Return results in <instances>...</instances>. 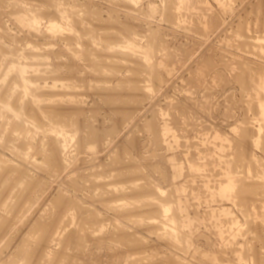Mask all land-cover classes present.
Listing matches in <instances>:
<instances>
[{"label":"rangeland","instance_id":"obj_1","mask_svg":"<svg viewBox=\"0 0 264 264\" xmlns=\"http://www.w3.org/2000/svg\"><path fill=\"white\" fill-rule=\"evenodd\" d=\"M1 1L0 156L2 157L0 158L6 160V165H11L4 167L3 163V176L0 177V197H3L0 198V225L3 224L0 228V264H264L262 260L264 259V205H262L264 204V116H262L261 103L258 102L264 99V89L259 87L261 81L264 80V0H180V2L179 0H61V3L60 0ZM11 1L15 4L14 6ZM26 1L29 3L25 6ZM19 2L21 3L18 6ZM51 3L56 4L57 7L52 6ZM22 4L25 8L32 6L36 10L38 8L37 13L39 15L41 13L42 18L40 20L44 21H40V25L36 23V26L33 21L29 22L31 15L24 13ZM16 7L21 8L18 9L19 13ZM60 8L66 9L64 14L67 15L68 24L66 19L63 22L66 25L75 26H67V28L64 24L66 28L48 29L46 25L52 19L55 22L58 17H61L62 20L61 15L63 14ZM52 11L60 15H55ZM15 12L20 15H15ZM47 12H50L49 15ZM23 13L28 15H25L27 16L26 19L24 18L25 21L20 17L24 16ZM92 17L94 20H91ZM60 19L57 22L61 23ZM28 22L34 24L33 28ZM42 32H46L45 35ZM234 32H237V37ZM24 45L32 50L26 49ZM9 53L10 56H8ZM24 56L26 58H23ZM19 63L28 66L26 76L38 78H36L38 84L34 80V87L27 90L29 93L22 90L24 86L19 77L24 74L19 73L20 76H18L16 70L11 71L10 69L13 64L18 65ZM3 70L5 72H2ZM235 73L238 75L235 76ZM45 78H48L47 81L57 82L58 80V85L52 81L49 83L55 86L48 87ZM35 95L38 96V100L40 99L41 105L37 103ZM4 102L6 105L8 102L13 103L10 109L17 108L20 111L16 109V113L18 112L16 114L11 112L9 107H6V110L3 109L5 106L1 108ZM25 105H27L26 108ZM52 109L61 110L60 113L64 112L62 117L69 116L65 118L68 121H62L61 114L56 117L58 119L50 118L48 114L53 111ZM43 118H48L45 119L48 124L41 121L44 120ZM31 120L35 124L31 123V125L29 123ZM22 121L27 129L21 126ZM15 122L18 124L17 128L22 127L21 131L16 129L23 133V137L18 131L14 133ZM160 126H163L161 133L158 132L159 129L162 130ZM54 128L55 130H51ZM28 133H31L30 137L27 136ZM60 144L64 146V150ZM134 165L136 167H133ZM230 169L232 173L235 172L234 175ZM161 173L166 174L162 176ZM232 177H234L233 182L238 179L235 182L241 185L234 190L231 195L233 197L223 196L225 186L231 183ZM223 179H226L227 183L230 182L227 184ZM33 182L38 185L35 186ZM242 183H245V186L244 184L242 186ZM173 184L180 186V199L188 207L183 208L186 219L181 218V220L190 222L189 228L183 227L187 233L176 231L174 235L170 232L176 225L175 221L172 219L173 222L170 221L173 212L168 211L171 212L170 215L160 212L163 204L173 205L174 203L172 197H175L176 192H173L175 186ZM223 188L224 191H222ZM6 190L11 191L15 196L11 195L13 199L10 196L7 197L11 202L10 200L3 201V199L6 200L5 196L8 193ZM29 200L33 202H28ZM8 201L11 204L7 205ZM9 205L13 207L11 211L12 207ZM4 206L9 207L10 212L6 211ZM239 207L242 210L244 207L247 212L248 207L251 211L245 214L244 211H240ZM220 213L222 214L219 215ZM249 214L252 222L248 219ZM252 217H255L254 220ZM246 219L251 223L248 224ZM220 228L222 231H219ZM177 230L182 229L177 226ZM184 233L189 234L187 236L191 238L190 244V239ZM241 243L242 248H240ZM210 259L212 261H209Z\"/></svg>","mask_w":264,"mask_h":264},{"label":"bare ground","instance_id":"obj_2","mask_svg":"<svg viewBox=\"0 0 264 264\" xmlns=\"http://www.w3.org/2000/svg\"><path fill=\"white\" fill-rule=\"evenodd\" d=\"M6 1H7V0H6ZM6 1H4V2H6ZM8 1H9V0H8ZM14 1H15V0H14ZM17 1H18V0H16V2H17ZM24 1H25V0H24ZM58 1H59V0H58ZM114 1H116V0H114ZM114 1H113V2H114ZM242 1H243V0H242ZM4 2H3V3H4ZM9 2H10V1H9ZM11 2L13 3V1H11ZM16 2H15V3H16ZM26 2H27V1H26ZM26 2H23V3H26ZM59 2L61 3V0H60ZM62 2H63V1H62ZM137 2H138V1H137ZM179 2H180V0H179ZM193 2H194V1H193ZM199 2H200V1H199ZM0 3L2 4V1H1V0H0ZM12 3H10V4H12ZM20 3H21V2L18 3V6L20 5ZM28 3H29V1L25 4V6H26ZM31 3H32V2H31ZM31 3H30V5H31ZM55 3H56V2H55ZM124 3H125V2H124ZM186 3H187V2H186ZM186 3H185V4H186ZM255 3H256V2H255ZM1 4H0V5H1ZM16 4H17V3H16ZM33 4H34V3H33ZM38 4H39V3H38ZM43 4H44V3H43ZM51 4H52V3H51ZM181 4H182V1H181ZM228 4H230V3H228ZM251 4H252V2H251ZM6 5H7V4H6ZM14 5H15V4L13 3V6H14ZM22 5H23V4H22ZM54 5H55V7H57L56 4H54ZM54 5L52 4V6H54ZM58 5H59V4H58ZM187 5H188V4H187ZM194 5H196V3H195ZM243 5H244V4H243ZM16 6H17V5H16ZM23 6H24V5H23ZM25 6L22 7V10L24 11V13H28V15H31L30 17H31L32 19H31V18H30L31 20L28 19L29 22L33 21V23L35 24V26H36V23H38L37 25H40L39 22L42 21V20H40V19H42V18H41V13H40V15L37 13V12H38V8H37V10H36V8L33 7V6H32V7H26V8H25ZM35 6H36V4H35ZM41 6H42V4H41ZM63 6H64V5H63ZM73 6H74V5H73ZM128 6H129V5H128ZM132 6H133V5H132ZM172 6H173V5H172ZM181 6H183V5H181ZM184 6H185V5H184ZM189 6H190V5H189ZM8 7H9V6H8ZM8 7H7V8H8ZM60 7H61V6H60ZM69 7H70V6H69ZM165 7H166V6H165ZM168 7H169V6H168ZM245 7H246V6H245ZM19 8H20V7H19ZM19 8H18V9H19ZM182 8H183V7H182ZM220 8H221V7H220ZM8 9H9V8H8ZM16 9H17V7H16ZM18 9H17V10H18ZM20 9H21V8H20ZM52 9H54V8H52ZM55 9L57 10L58 8H55ZM62 9H63V8H62ZM62 9L60 8V12L63 14V15H61V16H62V20L60 19L61 17H60V18L58 17V16L60 15L59 13H56V14H55V11H56V10H55V11H52V12H54L55 15H58L57 17H58V19L61 20V23H60V21L57 22V20H58L57 18H56L57 20H55V22H54L53 19H52V21H50L49 24L46 25V26H48V29L55 30L56 28H57V29H58V28L61 29V28H66L67 26H69V25H66V24L63 22V20L66 19L67 15L64 14V12H65L66 9H65V10H62ZM175 9H176V8H175ZM261 9H262V8H261ZM10 10H11V9H10ZM13 10H14V9H13ZM50 10H51V9H50ZM61 10H62V11H61ZM76 10H77V9H76ZM250 10H251V9H250ZM4 11L7 12L6 10H4ZM25 11H26V12H25ZM29 11H31V13H30ZM44 11H45V10H44ZM58 11H59V10H58ZM252 11H253V10H252ZM13 12H14V11H13ZM41 12H42V11H41ZM248 12H249V11H248ZM0 13H2V11H0ZM10 13H12V12H10ZM18 13H19V10H18ZM18 13L15 12V15H16V14H17V16L20 15V14H18ZM24 13H23V14H24ZM47 13H48V12H47ZM49 13H50V12H49ZM49 13H48V15H49ZM66 13H67V12H66ZM69 13H70V12H69ZM176 13H177V12H176ZM43 14H44V13H43ZM45 14H46V13H45ZM54 14L52 13L53 16H54ZM72 14H73V13H72ZM254 14H255V13H254ZM4 15H6V13H5ZM4 15H3V16H4ZM15 15H14V17H15V19H16V16H15ZM25 15H27V14H24V16H20V17H22L23 20H24V18L26 19L27 16H28V15H27V16H25ZM118 15H119V14H118ZM118 15H117V16H118ZM215 15H216V14H215ZM3 16H2V17H3ZM91 16H92V15H91ZM91 16H90V17H91ZM96 16H97V15H96ZM99 16H100V15H99ZM169 16H170V15H169ZM78 17H79V16H78ZM80 17H81V16H80ZM209 17H210V16H209ZM252 17H253V16H252ZM43 18H44V17H43ZM73 18H74V17H73ZM103 18H104V17H103ZM2 19H3V18H2ZM18 19H19V18H18ZM48 19H49V18H48ZM54 19H55V17H54ZM69 19H70V18H69ZM78 19H79V18H78ZM87 19H88V17H87ZM92 19H93V17L91 18V20H92ZM166 19H167V17H166ZM23 20L21 19V22H22ZM93 20H94V19H93ZM106 20H107V19H106ZM222 20H223V19H222ZM12 21H13V20H12ZM12 21H11V22H12ZM24 21H25V20H24ZM43 21H44V20H43ZM43 21H42V22H43ZM47 21H48V20H47ZM65 21H66V23L68 24L67 19H66ZM74 21H75V20H74ZM74 21H72V22H74ZM165 21H166V20H165ZM29 22H28V24H29ZM70 22H71V21H70ZM70 22H69V23H70ZM75 22H76V21H75ZM75 22H74V24H75ZM244 22H245V21H244ZM247 22H248V21H247ZM26 23H27V22H26ZM47 23H48V22H47ZM47 23H45V24H47ZM85 23H86V22H85ZM216 23H217V22H216ZM253 23H254V22H253ZM21 24H22V23H21ZM23 24H24V23H23ZM28 24H27V25H28ZM30 24H31V25H30ZM30 24H29V25L33 28L34 24H32V23H30ZM64 24L66 25V27H64ZM71 24H72V23H71ZM77 24H78V23H77ZM91 24H92V23H91ZM129 24H130V23H129ZM231 24H232V23H231ZM239 24H240V22H239ZM244 24H245V23H244ZM244 24H243L242 26H244ZM262 24H263V22H262ZM14 25H15V24H14ZM25 25H26V24H25ZM25 25H23V26L25 27ZM81 25H82V24H81ZM87 25H88V24H87ZM219 25H220V24H219ZM229 25H230V24H229ZM30 26H28V27H30ZM73 26H75V25H73ZM73 26H69V27H73ZM20 27H21V26H20ZM38 27H39V26H38ZM81 27H82V26H81ZM83 27H84V25H83ZM132 27H133V26H132ZM263 27H264V26H263ZM67 28H68V27H67ZM78 28H79V27H78ZM90 28H91V27H90ZM90 28H89V29H90ZM240 28H241V27H240ZM242 29H243V28H242ZM251 29H252V28H251ZM8 30H9V28H8ZM35 30H36V29H35ZM37 30H39V29L37 28ZM158 30H160V29H158ZM235 30H236V29H235ZM9 31H10V30H9ZM12 31H13V30H12ZM69 31H70V29H69ZM78 31H79V30H78ZM83 31H84V30H83ZM91 31H92V30H91ZM229 31H230V30H229ZM56 32H57V31H56ZM70 32H72V31H70ZM103 32H104V31H103ZM242 32H243V31H242ZM9 33H10V32H9ZM38 33H39V32H38ZM42 33H43V32H42ZM45 33H46V32H45ZM45 33H43V35H45ZM65 33H66V32H65ZM74 33H75V32H74ZM79 33H81V32H79ZM234 33H235V35H236V37H237V34H236L237 32H234ZM246 33H247V32H246ZM246 33H245V34H246ZM5 34H6V33H5ZM19 34H21V33H19ZM47 34H48V33H47ZM76 34H77V33H75V35H76ZM89 34H90V33H89ZM116 34H117V33H116ZM15 35H17V34H15ZM41 35H42V34H41ZM43 35H42V36H43ZM54 35H55V34H54ZM59 35H60V34H59ZM252 35H253V34H252ZM51 36H52V35H51ZM76 36L78 37V35H76ZM88 36H89V35H88ZM90 36H91V35H90ZM108 36H109V35H108ZM124 36H125V35H124ZM136 36H137V35H136ZM200 36H201V35H200ZM229 36H230V35H229ZM233 36H234V35H233ZM239 36H240V34L238 35V37H239ZM241 36H242V35H241ZM256 36H257V35H256ZM4 37H5V36H4ZM4 37H3V38H4ZM6 37H7V36H6ZM16 37H17V36H16ZM62 37H63V36H62ZM154 37H155V35H154ZM157 37H158V36H157ZM234 37H235V36H234ZM234 37H233V38H234ZM245 37H246V36H245ZM260 37H261V36H260ZM260 37H259V38H260ZM66 38H67V37H66ZM74 38H75V37H74ZM82 38H83V37H82ZM99 38H100V37H99ZM122 38H123V37H122ZM86 39H87V36H86ZM95 39H97V38H95ZM201 39H202V38H201ZM206 39H207V38H206ZM234 39H235V41H236V38H234ZM21 40H22V39H21ZM24 40H25V39H24ZM61 40H62V39H61ZM73 40H74V39H73ZM112 40H113V39H112ZM115 40H116V39H115ZM122 40H123V39H122ZM148 40H149V39H148ZM154 40H155V39H154ZM159 40H160V39H159ZM237 40H238V38H237ZM244 40H245V39H244ZM244 40H243V41H244ZM248 40H249V39H248ZM261 40H262V39H261ZM10 41H11V40H10ZM14 41H15V40H14ZM51 41H52V40H51ZM79 41H80V38H79ZM79 41H78V43H79ZM92 41H93V40H92ZM106 41H107V40H106ZM155 41H156V40H155ZM52 42H54V41H52ZM70 42H71V41H70ZM73 42H74V41H73ZM75 42H76V40H75ZM80 42H81V41H80ZM84 42H85V41H84ZM251 42H252V41H251ZM13 43H14V42H13ZM97 43H98V42H97ZM99 43H100V42H99ZM135 43H136V42H135ZM151 43H152V42H151ZM154 43H155V42H154ZM154 43H153V44H154ZM161 43H162V42H161ZM252 43H253V42H252ZM6 44H7V43H6ZM8 44H9V43H8ZM19 44H21V43L19 42ZM32 44H33V43H32ZM50 44H51V43H50ZM79 44H80V43H79ZM81 44H82V43H81ZM84 44H85V43H84ZM93 44H94V42H93ZM100 44H101V43H100ZM240 44H241V43H240ZM249 44H250V43H249ZM1 45H2V44H1ZM9 45H11V44H9ZM14 45H15V44H14ZM26 45L28 46V44H26ZM26 45H24V46L27 47ZM43 45H45V44H43ZM46 45H47V44H46ZM87 45H88V44H87ZM89 45L92 46V44H89ZM147 45H148V44H147ZM154 45H155V44H154ZM258 45H259V44H258ZM3 46H4V45H3ZM7 46H8V45H7ZM35 46H36V45H35ZM37 46H38V45H37ZM67 46H68V45H67ZM80 46H81V45H80ZM94 46H95V45H94ZM155 46H156V45H155ZM241 46H242V45H241ZM244 46H245V44H244ZM19 47L21 48L20 45H19ZM22 47H23V46H22ZM53 47H54V46H53ZM89 47H90V46H89ZM123 47H124V46H123ZM253 47H254V46H253ZM257 47H260V46H257ZM28 48H29V47H27L26 49H28ZM67 48H68V47H67ZM95 48H96V47H95ZM100 48H101V47H100ZM112 48H113V47H112ZM112 48H111V49H112ZM128 48H129V47H128ZM152 48H153V47H152ZM29 49L32 50V48H29ZM29 49H28V50H29ZM33 49H34V46H33ZM37 49H38V48H37ZM70 49H71V48H70ZM87 49H88V48H87ZM96 49H97V48H96ZM131 49H132V48H131ZM154 49H157V48H154ZM247 49H248V48H247ZM9 50H10V49H9ZM85 50H86V49H85ZM88 50H89V49H88ZM88 50H87V51H88ZM120 50H121V49H120ZM132 50H133V49H132ZM248 50H249V49H248ZM252 50H253V49H252ZM6 51H7V50H6ZM6 51H5V52H6ZM20 51H21V50H20ZM134 51H135V50H134ZM154 51H155V50H154ZM154 51H153V52H154ZM156 51H157V50H156ZM5 52H4V53H5ZM24 52H25V51H24ZM28 52H29V51H28ZM31 52H32V51H31ZM34 52H36V51L34 50ZM39 52H40V50H39ZM123 52H124V50H123ZM129 52H130V51H129ZM241 52H242V51H241ZM256 52H257V51H256ZM1 53H2V52H1ZM14 53H15V52H14ZM16 53H17V52H16ZM19 53H20V52H19ZM26 53H27V51H26ZM41 53H42V52H41ZM48 53H49V52H48ZM57 53H58V52H57ZM57 53H56V54H57ZM71 53H72V52H71ZM85 53H87V52H85ZM96 53H97V52H96ZM146 53H148V52H146ZM157 53H158V52H157ZM160 53H161V52H160ZM204 53H205V52H204ZM245 53H246V51H245ZM27 54H28V53H27ZM59 54H60V53H59ZM126 54H127V53H126ZM134 54H135V53H134ZM259 54H260V53H258V55H259ZM47 55H48V54H47ZM49 55H50V53H49ZM74 55H75V54H74ZM120 55H121V54H120ZM5 56H7V55H5ZM8 56H10V53H9ZM11 56H12V55H11ZM14 56H15V55H14ZM106 56H107V55H106ZM17 57L19 58V56H17ZM46 57H48V56H46ZM155 57H156V56H155ZM15 58H16V57H15ZM15 58H14V59H15ZM23 58H26V57L24 56ZM62 58H63V57H62ZM88 58H89V57H88ZM94 58H95V57H94ZM204 58H205V57H204ZM261 58H262V57H261ZM7 59H8V58H7ZM7 59H6V60H7ZM32 59H33V58H32ZM39 59H40V58H39ZM65 59H66V57H65ZM104 59H105V58H104ZM223 59H224V58H223ZM225 59H226V58H225ZM17 60H18V59H17ZM21 60H22V59H21ZM42 60H43V59H42ZM99 60H100V59H99ZM1 61H2V60H1ZM4 61H5V60H4ZM7 61H8V60H7ZM7 61H6V62H7ZM14 61H15V60H14ZM47 61H48V60H47ZM66 61H67V60H66ZM104 61H105V60H104ZM108 61H109V60H108ZM152 61H153V60H152ZM12 62H13V61H12ZM12 62H11V64H12ZM21 62H22V61H21ZM33 62H34V61H33ZM40 62H41V61H40ZM42 62H43V61H42ZM44 62H46V61H44ZM93 62H94V61H93ZM98 62H99V61H98ZM101 62H102V60H101ZM105 62H106V61H105ZM142 62H143V61H142ZM144 62H145V61H144ZM38 63H39V61L37 62V64H38ZM106 63H107V62H106ZM135 63H136V62H135ZM150 63H151V62H150ZM7 64H8V63H7ZM32 64H33V63H32ZM32 64H31V65H32ZM35 64H36V63H35ZM35 64H34V65H35ZM45 64H46V63H45ZM95 64H96V63H95ZM104 64H105V63H104ZM111 64H112V63H111ZM120 64H121V63H120ZM133 64H134V63H133ZM153 64H154V62H153ZM213 64H214V63H213ZM28 65H29V64H28ZM42 65H43V64H42ZM97 65H98V63H97ZM128 65H129V64H128ZM148 65H149V64H148ZM151 65H152V64H151ZM156 65H158V64H156ZM235 65H236V64H235ZM0 66H1V65H0ZM8 66H9V65H8ZM94 66H95V65H94ZM106 66H107V65H106ZM109 66H110V65H109ZM132 66H133V65H132ZM132 66H131V67H132ZM138 66H140V65H138ZM219 66H220V65H219ZM3 67H4V66H3ZM6 67H7V66H6ZM6 67H5V68H6ZM27 67H28V66H27L26 64H24V63H19L18 65H14V64H13L12 68H10L11 71H12L13 69L16 70L17 74H19V73H20L21 75L24 74V76H21V77H23L24 79H22L21 77H19V78L21 79L22 84H23V86H24V87H23L24 89H22V90H23V91L25 90L26 92H27V90H29V88L34 87V85H33V84H34V80H35V83H37V82H36V81H37V80H36L37 77H36V78H35V77L32 78L31 76L29 77V75H28V76L25 75V74L27 73V72H26ZM42 67H43V66H42ZM44 67H45V66H44ZM78 67H79V66H78ZM110 67H111V66H110ZM142 67H143V66H142ZM155 67H156V66H155ZM233 67H234V66H233ZM236 67H237V66H236ZM236 67H234V68H236ZM5 68H4V69H5ZM113 68L115 69V67H113ZM140 68H141V67H140ZM156 68H157V67H156ZM227 68H228V67H227ZM110 69H112V68H110ZM119 69H120V68H119ZM119 69H117V70H119ZM151 69H152V68H151ZM100 70H101V69H100ZM107 70H108V69H107ZM120 70H121V69H120ZM158 70H159V68H158ZM228 70H229V69H228ZM232 70H233V69H232ZM234 70H235V69H234ZM236 70H237V69H236ZM246 70H247V69H246ZM6 71H7V69H6ZM28 71H29V70H28ZM47 71H48V70H47ZM96 71H97V70H96ZM109 71H111V70H109ZM159 71H160V70H159ZM159 71H158V72H159ZM2 72H5V71L3 70ZM7 72H8V71H7ZM49 72H50V71H49ZM101 72H103V71H101ZM118 72H119V71H118ZM230 72H232V71H230ZM247 72H248V70H247ZM9 73H10V72H9ZM9 73H8V74H9ZM103 73H104V72H103ZM147 73H149V71H148ZM258 73H259V72H258ZM5 74H6V73H5ZM8 74H7V76H8ZM12 74H13V73H12ZM15 74H16V73H15ZM20 74H19L18 76H20ZM104 74H105V73H104ZM158 74H159V73H158ZM160 74H161V73H160ZM160 74H159V75H160ZM240 74H241V73H240ZM261 74H263V73H261ZM41 75H42V74H41ZM43 75H44V74H43ZM50 75H51V74H50ZM114 75H115V74H114ZM139 75H140V74H139ZM149 75H150V74H149ZM237 75H238V74H237ZM237 75H236V73H235V76H237ZM5 76H6V75H5ZM10 76H11V75H10ZM13 76H14V75H13ZM117 76H118V75H117ZM128 76H129V75H128ZM160 76H162V75H160ZM160 76H159V77H160ZM252 76H253V75H252ZM44 77H46V76H44ZM47 77H48V76H47ZM50 77H51V76H50ZM81 77H82V76H81ZM113 77H115V76H113ZM138 77H139V76H138ZM82 78H83V77H82ZM237 78H238V77H237ZM256 78H257V77H256ZM20 79H19V80H20ZM37 79H38V78H37ZM40 79L43 80L44 78H43V77H42V78L40 77ZM45 79H46V78H45ZM47 79H48V78H47ZM47 79H46L45 82H46V85H47L48 87H49V86H50V87H51V86H55V85L50 84V83H52V81H53L52 79H50V80H52V81H49V80L47 81ZM137 79H138V78H137ZM144 79H145V77H144ZM161 79H163V78L161 77ZM161 79H160V80H161ZM0 80H1V79H0ZM10 80H12V79H10ZM74 80H75V79H74ZM124 80H125V79H124ZM157 80H158V79H157ZM257 80H258V79H257ZM29 81L32 82V84H31ZM81 81H82V80H81ZM103 81H104V80H103ZM151 81H152V80H151ZM153 81H154V80H153ZM153 81H152V82H153ZM161 81H162V80H161ZM164 81H165V80H164ZM164 81H163V82H164ZM1 82H2V81H1ZM5 82H6V81H5ZM49 82H50V83H49ZM53 82H55V83L57 84L59 81L57 80V82H56V81H53ZM79 82H80V81H79ZM108 82H109V81H108ZM132 82H133V81H132ZM159 82H160V81H159ZM8 83H9V82H8ZM41 83H44V82H41ZM55 83H53V84H55ZM68 83H69V82H68ZM102 83H103V82H102ZM130 83H131V82H130ZM135 83H136V82H135ZM161 83H162V82H161ZM239 83H240V82H239ZM18 84H19V83H18ZM37 84H38V83H37ZM44 84H45V83H44ZM65 84H66V83H65ZM65 84H64V85H65ZM106 84H108V83H106ZM138 84H139V83H138ZM4 85H5V84H4ZM13 85H14V84H13ZM35 85H36V84H35ZM57 85H58V84H57ZM131 85H132V84H131ZM141 85H142V84H141ZM141 85H140V86H141ZM146 85H147V84H146ZM254 85H256V84H254ZM7 86H8V85H7ZM47 86H46V87H47ZM79 86H80V85H79ZM119 86H120V85H119ZM251 86H252V85H251ZM10 87H11V86H10ZM10 87H8V88H10ZM20 87H21V86H20ZM37 87H38V85H37ZM37 87H36V89H37ZM63 87H64V86H63ZM65 87H66V85H65ZM94 87H95V86H94ZM100 87H101V86H100ZM126 87H127V86H126ZM259 87H261V88L263 87V89H264V80L261 81V84H259ZM0 88H1V87H0ZM5 88H6V87H5ZM38 89H39V88H38ZM67 89H68V88H67ZM102 89H103V88H102ZM125 89H126V88H125ZM132 89H133V88H132ZM159 89H160V88H159ZM6 90H7V89H5V91H6ZM13 90H14V89H13ZM44 90H45V89H44ZM103 90H104V89H103ZM115 90H116V89H115ZM128 90H129V89H128ZM153 90H154V89H153ZM235 90H236V89H235ZM260 90H261V89H260ZM2 91H3V90H2ZM8 91H9V90H8ZM11 91H12V90H11ZM20 91H21V90H20ZM41 91L43 92V90H41ZM67 91H68V90H67ZM76 91H77V90H76ZM123 91H124V90H123ZM131 91H133V90H131ZM134 91H135V90H134ZM145 91H146V90H145ZM156 91H157V90H156ZM245 91H246V90H245ZM6 92H7V91H6ZM12 92H13V91H12ZM61 92H62V90H61ZM147 92H149V91H147ZM262 92H263V91H262ZM15 93H16V92H15ZM15 93H13V94H15ZM17 93H18V92H17ZM17 93H16V94H17ZM27 93H29V92H27ZM30 93H31V92H30ZM39 93H40V92H39ZM52 93H53V92H52ZM54 93H55V92H54ZM123 93H124V92H123ZM157 93H158V92H157ZM244 93H245V92H244ZM0 94H1V93H0ZM10 94H11V93H10ZM19 94H20V93H19ZM31 94H32V93H31ZM31 94H29V95H31ZM37 94H38V93H37ZM42 94H43V93H42ZM55 94H56V93H55ZM116 94H117V93H116ZM120 94H121V93H120ZM38 95H39V94H38ZM108 95H110V94H108ZM126 95H127V94H126ZM148 95H149V94H148ZM165 95H166V94H165ZM262 95H263V94H262ZM262 95H261V97H262ZM18 96H19V95H18ZM22 96H23V95H22ZM22 96H21V98H22ZM25 96H27L26 93H25ZM32 96H33V95H32ZM49 96H50V95H49ZM113 96H114V95H113ZM250 96H251V95H250ZM35 97H37V98H36V101H37V100H38V96L35 95ZM53 97H54V96H53ZM73 97H74V96H73ZM136 97H137V96H136ZM140 97H141V96H140ZM173 97H174V96H173ZM191 97H192V96H191ZM252 97H253V96H252ZM3 98H4V96H3ZM16 98H17V97H16ZM21 98H20V99H21ZM30 98H31V97H30ZM30 98H29V99H30ZM32 98H33V97H32ZM39 98H40V97H39ZM115 98H116V97H115ZM138 98H139V97H138ZM228 98H229V97H228ZM250 98H251V97H250ZM13 99H14V98H13ZM26 99H27V97H26ZM46 99H47V98H46ZM112 99H113V97H112ZM127 99H128V98H127ZM136 99H137V98H136ZM139 99H140V98H139ZM259 99H260V98H259ZM33 100H34V99H33ZM39 100H40V99H39ZM39 100H38V101H39ZM51 100H52V99H51ZM53 100H54V99H53ZM68 100H69V99H68ZM88 100H89V99H88ZM114 100H115V99H114ZM128 100H129V99H128ZM157 100H158V99H157ZM249 100H250V99H249ZM20 101H21V100H20ZM38 101H37V103L40 104V101H39V102H38ZM41 101H43L42 98H41ZM47 101H48V99H47ZM125 101H126V98H125ZM137 101H138V100H137ZM139 101H140V100H139ZM250 101H251V100H250ZM32 102H34V101H32ZM32 102H31V103H32ZM68 102H69V101H68ZM140 102H141V101H140ZM154 102H155V101H154ZM258 102L261 103V108H262V111H263L262 116H264V99H260V101H258ZM5 103H6V102H4V104H1V108H3V106H5V107L3 108V109H5V110L7 109L6 107H9L8 109L12 108V104H13V103L10 104L11 102H8L7 105H6ZM18 103H19V102H18ZM22 103H23V102H22ZM27 103H28V102H27ZM37 103H36V104H37ZM119 103H120V102H119ZM122 103H123V102H122ZM132 103H133V102H132ZM168 103H169V102H168ZM217 103H218V102H217ZM241 103H242V102H241ZM253 103H254V102H253ZM256 103H257V102H256ZM9 104L11 105V107H10ZM23 104H24V103H23ZM45 104H46V103H45ZM59 104H60V103H59ZM71 104H72V103H71ZM233 104H234V102H233ZM258 104H259V103H258ZM13 105H14V104H13ZM40 105H41V104H40ZM48 105H51V106H52V104H48ZM53 105H54V104H53ZM57 105H58V104H57ZM57 105H56V106H57ZM125 105H126V104H125ZM154 105H155V104H154ZM179 105H180V104H179ZM218 105H219V104H218ZM26 106H27V105H25V108H26ZM58 106H59V105H58ZM63 106H64V105H63ZM127 106H128V105H127ZM132 106H134V105H132ZM141 106H142V105H141ZM170 106H171V105H170ZM173 106H174V105H173ZM33 107H34V105H33ZM41 107H42V106H41ZM49 107H50V106H49ZM81 107H82V106H81ZM118 107H119V105H118ZM122 107H123V106H122ZM180 107H181V106H180ZM259 107H260V106H259ZM14 108H15V107H14ZM46 108H47V107H46ZM120 108H121V107H120ZM125 108H126V107H125ZM128 108H130V107H128ZM142 108H143V107H142ZM165 108H166V106H165ZM217 108H218V107H217ZM16 109H17V108H15V110H16ZM59 109H60V108H59ZM81 109H82V108H81ZM195 109H196V108H195ZM13 110H14V109H10L11 112H15V113H16V111H18V109H17L16 111H15V110L13 111ZM24 110H26V109H24ZM24 110H23V111H24ZM37 110H39V109H37ZM52 110H53V109H52ZM127 110H128V109H127ZM245 110H246V109H245ZM19 111H20V110H19ZM19 111H18V112H19ZM21 111H22V110H21ZM43 111H44V108H43ZM43 111H42V112H43ZM48 111H49V110H48ZM58 111H59V110H57V111L53 110V111H51L50 113L48 112V113H49L48 116H49L50 118L54 119V118L58 117V116L61 114L60 117H62L64 112H63V113H60L61 110H60L59 112H58ZM118 111H119V110H118ZM130 111H131V110H130ZM259 111H260V110H259ZM7 112H8V110H7ZM11 112H10V113H11ZM18 112H17V113H18ZM30 112H31V111H30ZM42 112H41V113H42ZM44 112H45V111H44ZM131 112H132V111H131ZM154 112H156V111H154ZM260 112H261V111H260ZM17 113H16V114H17ZM24 113H25V112H24ZM35 113H37V112H35ZM38 113H39V112H38ZM53 113H55V114H53ZM91 113H92V112H91ZM120 113H121V112H120ZM122 113H124V112H122ZM29 114H30V113H29ZM43 114H45V113H43ZM80 114H81V113H80ZM95 114H97V113H95ZM129 114H130V113H129ZM9 115H10V114H9ZM24 115H25V114H24ZM46 115H47V114H46ZM46 115H45V116H46ZM5 116H7V115H5ZM10 116H11V115H10ZM13 116H14V113H13ZM13 116H12V117H13ZM16 116H17V115H16ZM35 116H36V114H35ZM40 116H42V115H40ZM145 116H146V115H145ZM151 116H152V115H151ZM154 116H155V115H154ZM42 117H44V116H42ZM42 117H40V118H42ZM129 117H130V116H129ZM175 117H176V116H175ZM26 118H27V117H26ZM38 118H39V117H38ZM63 118H64V117L61 118L62 121H64L65 118H69V116L65 117L64 119H63ZM176 118H177V117H176ZM8 119L10 120V118H8ZM13 119H14V118H13ZM43 119H44V120H41V121H44V123L46 124L48 121H47V122H45V121H46L48 118H47V119H46V118H43ZM45 119H46V120H45ZM56 119H58V118H56ZM11 120H12V119H11ZM33 120H34V119H33ZM59 120H60V119H59ZM130 120H131V119H130ZM178 120H179V119H178ZM260 120H261V119H260ZM16 121H17V120H16ZM31 121H32V120H31ZM31 121L29 122L30 124H31V123H34L33 121H32V122H31ZM65 121H68V120L66 119ZM69 121H70V119H69ZM4 122H5V121H4ZM9 122H10V121H9ZM36 122H37V121H36ZM53 122H54V121H53ZM71 122H72V121H71ZM76 122H77V121H76ZM79 122H80V121H79ZM263 122H264V121H263ZM17 123L19 124V121H18ZM17 123L15 122V124H16V126L14 125V126H15V129L18 127V126H17V125H18ZM29 123H28V124H29ZM51 123H52V122H51ZM61 123H62V122H61ZM63 123H64V122H63ZM67 123H68V122H67ZM67 123H66V124H67ZM72 123H73V122H72ZM244 123H245V122H244ZM4 124H5V123H4ZM9 124H10V123H9ZM34 124H35V123H34ZM47 124H48V123H47ZM52 124H53V123H52ZM123 124H124V123H123ZM125 124H127V123H125ZM251 124H252V123H251ZM10 125H11V124H10ZM19 125H20V124H19ZM31 125H32V124H31ZM36 125H37V124H36ZM64 125H65V124H64ZM68 125L70 126V124H68ZM119 125H120V124H119ZM261 125H262V124H261ZM11 126L13 127V125H11ZM21 126H23V121H22V123H21ZM39 126H41V125L39 124ZM61 126H62V124H61ZM65 126H67V125H65ZM113 126H114V125H113ZM145 126H146V125H145ZM5 127H8V126H5ZM23 127H24V126H23ZM31 127H32V126H31ZM56 127H57V126H56ZM62 127H63V126H62ZM160 127H161V126H160ZM263 127H264V126H263ZM2 128H4V127H2ZM24 128L27 129L26 125H25ZM36 128H37V127H36ZM70 128H71V127H70ZM153 128H154V127H153ZM156 128H157V126H156ZM156 128H155V129H156ZM161 128H162V130H161V129L158 130V132H160V133H161V131H163V126H162ZM8 129H9V127H8ZM17 129H18V130H20V129L22 130V127H20V129H19V128H17ZM17 129L14 131V133H16V132L18 131ZM74 129H75V128H74ZM155 129H154V130H155ZM258 129H259V128H258ZM3 130H4V129H3ZM21 130H20V131H21ZM49 130H50V129H49ZM51 130H55V128H54V129H51ZM82 130H83V129H82ZM88 130H89V129H88ZM103 130H104V129H103ZM113 130H114V129H113ZM148 130H149V129H148ZM243 130H244V129H243ZM243 130H242V131H243ZM8 131H9V130H8ZM30 131H31V130H30ZM118 131H119V130H118ZM131 131H132V130H131ZM213 131H214V130H213ZM0 132H1V131H0ZM5 132H6V131H5ZM18 132H19V131H18ZM24 132L26 133V131H24ZM28 132H29V131H28ZM82 132H83V131H82ZM245 132H246V131H245ZM259 132H261V131H259ZM3 133H4V132H3ZM31 133H32V132H31ZM31 133H30V134H31ZM34 133H35V132H34ZM53 133H54V132H53ZM110 133H111V132H110ZM246 133H247V132H246ZM261 133H262V132H261ZM19 134L22 135L23 133H22V132H21V133L19 132ZM30 134L28 133L27 136L30 137V136H29ZM35 134L37 135V133H35ZM78 134H79V133H78ZM80 134H81V133H80ZM162 134H163V133H162ZM162 134H161V135H162ZM247 134H248V133H247ZM3 135H4V134H3ZM7 135H8V133L6 134V136H7ZM13 135H14V134H13ZM16 135H18V133H17ZM55 135H56V134H55ZM93 135H94V134H93ZM155 135H156V133H155ZM257 135H258V133H257ZM9 136H10V135H9ZM9 136H8V137H9ZM24 136H25V135H24ZM27 136H26L25 138H27ZM31 136H32V135H31ZM82 136H83V135H82ZM103 136H104V135H103ZM114 136H115V135H114ZM114 136H113V137H114ZM126 136H127V135H126ZM157 136H158V135H157ZM157 136H156V137H157ZM17 137H18V136H17ZM22 137H23V135H22ZM52 137H53V136H52ZM86 137H87V135H86ZM90 137H91V136H90ZM92 137H93V136H92ZM259 137H260V136H259ZM32 138H34V137H32ZM65 138H66V137H65ZM65 138H64V139H65ZM104 138H105V137H104ZM107 138H109V137H107ZM246 138H247V137H246ZM261 138H262V137H261ZM23 139H24V138H23ZM66 139H68V138H66ZM125 139H126V138H125ZM132 139H133V138H132ZM132 139H131V140H132ZM157 139H158V138H157ZM262 139H263V138H262ZM16 140H17V138H16ZM18 140H19V139H18ZM31 140H32V139H31ZM34 140H35V139H34ZM104 140H105V139H104ZM133 140H134V139H133ZM236 140H237V139H236ZM7 141H8V140H7ZM29 141H30V140H29ZM63 141H64V140H63ZM117 141H118V140H117ZM135 141H136V140H135ZM154 141H155V140H154ZM156 141H157V140H156ZM165 141H166V140H165ZM176 141H177V140H176ZM260 141H261V140H260ZM4 142H5V141H4ZM61 142H62V141H61ZM61 142H60V143H61ZM136 142H137V141H136ZM158 142H159V141H158ZM6 143H7V142H6ZM6 143H5V144H6ZM26 143H27V142H26ZM55 143H56V142H55ZM113 143H114V142H113ZM115 143H116V142H115ZM247 143H248V142H247ZM258 143H259V142H258ZM262 143H263V142H262ZM19 144H20V143H19ZM233 144H234V143H233ZM9 145H10V143H9ZM14 145H15V144H14ZM14 145H13V146H14ZM120 145H121V144H120ZM169 145H170V144H168V146H169ZM222 145H223V144H222ZM257 145H258V144H257ZM24 146H26V145H24ZM77 146H78V145H77ZM228 146H229V145H228ZM14 147H15V146H14ZM33 147H34V146H33ZM58 147H59V145H58ZM60 147H61L62 149L64 148V146H62V144H60ZM60 147H59V148H60ZM135 147H136V146H135ZM175 147H176V146H175ZM183 147H184V146H183ZM55 148H56V147H55ZM61 148H60V149H61ZM72 148H73V147H72ZM122 148H123V147H122ZM127 148H128V147H127ZM218 148H219V147H218ZM251 148H252V147H251ZM16 149H17V148H16ZM20 149H21V148H20ZM25 149H26V148H25ZM36 149H37V148H36ZM216 149H217V148H216ZM247 149H248V148H247ZM247 149H246V150H247ZM252 149H253V148H252ZM28 150H29V149H28ZM38 150H39V149H38ZM56 150H57V149H56ZM63 150H64V149H63ZM126 150H127V149H126ZM205 150H206V149H205ZM218 150H219V149H218ZM17 151H18V150H17ZM20 151H21V150H20ZM130 151H131V150H130ZM263 151H264V150H263ZM24 152H25V151H24ZM26 152H27V151H26ZM61 152H62V151H61ZM63 152H64V151H63ZM68 152H69V151H68ZM117 152H118V151H117ZM139 152H140V151H139ZM44 153H45V152H44ZM47 153H48V152H47ZM59 153H60V152H59ZM120 153H121V152H120ZM160 153H161V152H160ZM227 153H228V152H227ZM36 154H37V153H36ZM45 154H46V153H45ZM111 154H112V152H111ZM128 154H129V153H128ZM131 154H132V152H131ZM243 154H244V153H243ZM46 155H47V154H46ZM46 155H45V156H46ZM48 155H49V154H48ZM59 155H60V154H59ZM117 155H118V154H117ZM126 155H127V154H126ZM159 155H160V154H159ZM112 156H113V155H112ZM118 156H119V155H118ZM124 156H125V155H124ZM253 156H254V155H253ZM0 157H2V156H0ZM64 157H65V156H64ZM115 157H116V156H115ZM132 157H133V156H132ZM136 157H138V156H136ZM144 157H145V156H144ZM178 157H179V156H178ZM247 157H248V156H247ZM61 158H62V157H61ZM65 158H66V157H65ZM113 158H114V157H113ZM125 158H126V157H125ZM244 158H245V157H244ZM257 158H258V157H257ZM42 159H43V158H42ZM62 159H63V158H62ZM66 159H68V158H66ZM123 159H124V157H123ZM128 159H129V158H128ZM130 159H131V158H130ZM132 159H133V158H132ZM161 159H162V158H161ZM213 159H214V158H213ZM125 160H126V159H125ZM5 161H6V160H4V158H2V159L0 158V177L3 176V175H2V173H3L2 168L6 167V166H8V165H9V166L11 165V164H7V165H6V164H5ZM38 161H39V160H38ZM111 161H112V159H111ZM122 161H123V160H122ZM191 161H192V160H191ZM262 161H263V160H262ZM114 162H115V161H114ZM128 162H129V161H128ZM128 162H127V163H128ZM263 162H264V161H263ZM3 163L5 164V166H4ZM6 163H7V162H6ZM118 163H119V162H118ZM125 163H126V162L124 161V164H125ZM134 163H135V161H134ZM2 164H3V165H2ZM47 164H48V163H47ZM115 164H116V162H115ZM121 164H123V163H121ZM132 164H133V162H132ZM162 164H163V163H162ZM176 164H177V163H176ZM48 165H49V164H48ZM52 165L54 166V164H52ZM130 165H131V163H130ZM135 165H136V164H135ZM135 165H134L133 167H136ZM148 165H149V164H148ZM185 165H186V163H185ZM228 165H229V164H228ZM246 165H247V164H246ZM246 165H245V166H246ZM3 166H4V167H3ZM131 166H132V165H131ZM149 166H151V165H149ZM222 166H223V165H222ZM250 166H251V164H250ZM14 167H15V166H14ZM14 167H13V168H14ZM141 167H142V166H141ZM158 167H159V165H158ZM131 168H132V167H131ZM137 168H138V167H137ZM156 168H157V167H156ZM184 168H185V167H184ZM231 168H232V167H231ZM6 169H7V168H6ZM10 169H11V168H10ZM50 169H51V168H50ZM139 169H140V166H139ZM161 169H162V168H161ZM168 169H169V168H168ZM52 170H53V169H52ZM195 170H196V169H195ZM223 170H224V169H223ZM236 170H237V169H236ZM134 171H136V170H134ZM141 171H142V170H141ZM159 171H160V170H159ZM221 171H222V170H221ZM230 171H231V169H230ZM250 171H251V170H250ZM259 171H261V170H259ZM22 172H23V171H22ZM103 172H104V171H103ZM132 172H133V171H132ZM142 172H143V171H142ZM160 172H161V171H160ZM223 172H224V171H223ZM253 172H254V171H253ZM96 173H97V172H96ZM127 173H128V172H127ZM138 173H140V172L138 171ZM163 173H164V172H163ZM228 173H229V172H228ZM231 173H232V171H231ZM231 173H229V174L231 175ZM249 173H250V172H249ZM255 173H256V172H255ZM8 174H9V173H8ZM27 174H28V173H27ZM31 174H32V173H31ZM121 174H122V173H121ZM131 174H132V173H131ZM141 174H142V173H141ZM161 174H162V173H161ZM165 174H166V173H165ZM165 174H162V176L165 175ZM224 174H225V173H224ZM226 174H227V173H226ZM232 174L234 175L235 172H233ZM18 175H19V174H18ZM145 175H146V174H145ZM221 175H222V174H221ZM230 175H229V176H230ZM233 175H232V176H233ZM253 175H254V174H253ZM10 176H11V175H10ZM14 176H15V175H14ZM95 176H96V175H95ZM237 176H238V175H237ZM21 177L23 178V176H21ZM21 177H20V178H21ZM24 177H25V176H24ZM101 177H102V176H101ZM108 177H109V176H108ZM134 177H135V176H134ZM259 177H260V176H259ZM33 178H34V177H33ZM97 178H98V177H97ZM223 178H224V176H223ZM253 178H254V177H253ZM94 179H95V178H94ZM110 179H111V178H110ZM137 179H138V178H137ZM141 179H142V178H141ZM148 179H149V178H148ZM229 179H230V178H229ZM233 179H234V177L231 178V180H230L231 183H229L230 181L228 182L229 185H227L228 183L225 181L226 179H225V180L223 179L224 182L227 183V184H226L227 186H225V191H224V188H223V190H222V191H224V192H223L224 195H223V194H221V195H223V196H225V195H226V196H228V195L231 196L232 193L234 192V190H235V189H238V186L241 185V183L238 184V182H235V181H238V179H236V178H235L236 180H234V182H235V183H234V182H233ZM13 180H14V179H13ZM17 180H18V179H17ZM23 180H24V179H23ZM144 180H145V178H144ZM163 180H164V179H163ZM198 180H199V179H198ZM258 180H259V179H258ZM145 181H146V180H145ZM149 181H150V180H149ZM171 181H172V180H171ZM249 181H250V180H249ZM86 182H87V180H86ZM88 182H89V181H88ZM18 183H19V182H18ZM23 183H24V182H23ZM145 183H146V182H145ZM145 183H144V184H145ZM150 183H151V182H150ZM185 183H186V182H185ZM204 183H205V182H204ZM221 183H222V182H221ZM245 183H246V182H245ZM245 183H242V186H243V184H244V186H245ZM19 184H20V183H19ZM28 184H30V183H28ZM33 184H34V182H33ZM36 184H37V183H36ZM36 184H34V185L36 186ZM108 184H109V183H108ZM114 184H115V183H114ZM135 184H136V183H135ZM141 184H142V183H141ZM178 184H179V183H178ZM219 184H220V183H219ZM246 184H247V183H246ZM6 185H7V184H6ZM16 185H17V184H16ZM21 185H22V183H21ZM37 185H38V184H37ZM39 185H40V184H39ZM121 185H122V184H121ZM137 185H139V184H137ZM153 185H154V184H153ZM173 185H175V184H173ZM187 185H188V184H187ZM224 185H225V184H224ZM247 185H248V184H247ZM251 185H252V184H251ZM1 186H2V185H1ZM4 186H5V185H4ZM18 186H19V185H18ZM22 186H23V185H22ZM122 186H123V185H122ZM170 186H171V185H170ZM190 186H191V185H190ZM192 186H193V185H192ZM217 186H218V185H217ZM219 186H220V185H219ZM249 186H250V183H249ZM262 186H263V185H262ZM19 187H20V186H19ZM41 187H42V186H41ZM152 187H153V186H152ZM171 187H172V186H171ZM220 187H223V186H220ZM240 187H241V186H240ZM20 188H21V187H20ZM159 188H160V187H159ZM252 188H253V187H252ZM252 188H251V189H252ZM32 189H34V188H32ZM116 189H117V188H116ZM146 189H147V188H146ZM173 189H174L173 192H176V194L174 193V194H175V197L173 198V197H172L173 194H172V196L169 194V195L172 197L173 201H174L173 205L171 204V205H172V206H171V205H165V204H163V206H161V208H162V207H163V208H162V210H160V212H161V214L169 213L168 211L173 212V213L170 212V213L172 214V216H171V218H170V221H171V222L175 221L176 225H175V227L173 226V227H174V228L172 229L173 231H170V232H172V234L174 235V234L176 233V231H185V230H183V227H184V226H185V227L187 226V227L189 228L188 225H189L190 222H189V221L186 222V220H185V222H183V221H182L183 219L181 220V218H184V217L186 216V215H185L186 213H183V208H184V207H187V206H186V204L184 203V201H183L182 199H180V196H181V195H180L181 193L179 194V192H180V191H179V190H180V186L175 185ZM207 189H208V188H207ZM221 189H222V188H221ZM240 189H242V188H240ZM243 189H245V188H243ZM251 189H250V190H251ZM7 190H8V189H7ZM7 190H6V191H7ZM18 190H19V189H18ZM29 190H30V188H29ZM122 190H123V189H122ZM127 190H128V189H127ZM136 190H137V189H136ZM136 190H135V191H136ZM163 190H165V189H163ZM199 190H200V189H199ZM219 190H220V189H219ZM253 190H254V188H253ZM19 191H20V190H19ZM34 191H35V190H34ZM41 191H43V190H41ZM151 191H152V190H151ZM154 191H155V190H154ZM157 191H158V190H157ZM182 191H183V190H182ZM194 191H195V190H194ZM206 191H207V190H206ZM214 191H215V190H214ZM240 191H241V190H240ZM240 191H239V192H240ZM7 192H8V191H7ZM14 192H15V191H14ZM14 192H13V193H14ZM103 192H104V191H103ZM138 192H139V191H138ZM144 192H146V191L144 190ZM147 192H149V191H147ZM155 192H156V191H155ZM159 192H160V191H159ZM171 192H172V191H171ZM218 192H220V191H218ZM235 192H236V191H235ZM237 192H238V190H237ZM29 193H30V192H29ZM161 193L163 194V192H161ZM164 193H165V191H164ZM168 193H169V191H168ZM214 193H215V192H214ZM241 193H242L241 196H243V192H241ZM247 193H248V192H247ZM249 193H250V192H249ZM254 193H255V191H254ZM254 193H253V194H254ZM6 194H7V195L5 196V199H6V200L3 199V201L10 200V199L7 198V197H9V196L11 197V195L14 196V194H12L11 191H9V192L6 193ZM26 194H27V193H26ZM33 194H34V193H33ZM36 194H37V193H36ZM103 194H104V193H103ZM103 194H102V195H103ZM113 194H114V193H113ZM146 194H149V193H146ZM183 194H184V193H183ZM196 194H197V193H196ZM237 194H238V193H237ZM245 194H246V193H245ZM104 195H105V194H104ZM157 195H158V194H157ZM160 195H161V194H160ZM163 195H164V194H163ZM194 195H195V194H194ZM212 195H213V194H212ZM216 195H217V194H216ZM216 195H215V196H216ZM218 195L220 196V194H218ZM16 196H17V195H16ZM20 196H21V195H20ZM33 196H34V195H33ZM108 196H110V195H108ZM117 196H118V195H117ZM136 196H137V195H136ZM146 196H147V195H146ZM161 196H162V195H161ZM170 196H169V197H170ZM190 196H191V195H190ZM235 196H236V194H235ZM246 196H248V195H246ZM14 197H15V196H14ZM14 197H13V198H14ZM21 197H22V196H21ZM37 197H38V196H37ZM103 197H104V196H103ZM114 197H116V196H114ZM138 197H139V196H138ZM141 197H142V196H141ZM159 197H160V196H159ZM183 197H185V196H183ZM197 197H198V196H197ZM197 197H196V198H197ZM202 197H203V196H202ZM231 197H233V196H231ZM237 197H238V196H237ZM251 197H252V195H251ZM0 198H1V197H0ZM2 198H3V197H2ZM2 198H1V199H2ZM13 198L11 197V199H13ZM24 198H25V197H24ZM24 198H23V199H24ZM26 198H28V197H26ZM32 198H33V197H32ZM32 198H31V200H32ZM60 198H61V197H60ZM112 198H113V197H112ZM121 198H122V196H121ZM130 198H131V197H130ZM132 198H133V196H132ZM139 198H140V197H139ZM144 198H145V197H144ZM150 198H151V197H150ZM152 198H153V196H152ZM160 198H161V197H160ZM199 198H200V197H199ZM225 198H226V197H225ZM252 198H253V197H252ZM21 199H22V198H21ZM23 199H22V200H23ZM29 199H30V198H29ZM128 199H129V198H128ZM145 199L147 200V198H145ZM183 199H185V198H183ZM193 199H194V198H193ZM226 199H227V198H226ZM254 199H255V198H254ZM14 200H15V199H14ZM123 200H124V199H123ZM123 200H121V201H123ZM135 200H136V199H135ZM160 200H161V199H160ZM200 200H201V199H200ZM238 200H239V199H238ZM240 200H242V198H240ZM256 200H257V199H256ZM258 200H259V199H258ZM3 201L1 200V203H2ZM16 201H17V200H16ZM108 201H109V200H108ZM110 201H111V200H110ZM149 201H150V200H149ZM186 201H187V199H186ZM197 201H198V200H197ZM220 201H221V200H220ZM10 202H11V200H10ZM10 202L8 201L7 205H8V204H11ZM28 202H31V203H32L33 201H30V200H29ZM101 202H102V201H101ZM131 202H132V201H131ZM134 202H135V201H134ZM134 202H133V204H134ZM151 202H152V201H151ZM209 202H210V201H209ZM252 202H253V201H252ZM21 203H22V202H21ZM31 203H29V204H31ZM103 203H104V202H103ZM123 203H124V202H123ZM139 203H140V202H139ZM139 203H137V204H139ZM143 203H144V201H143ZM160 203H161V201H160ZM188 203H189V202H188ZM236 203H237V202H236ZM236 203H235V205H236ZM244 203H245V201H244ZM244 203H243V204H244ZM250 203H251V202H250ZM255 203H256V202H255ZM4 204H5V203H3V205H4ZM27 204H28V203H27ZM121 204H122V203H121ZM124 204H125V203H124ZM133 204H132V207H133ZM156 204H158V203L156 202ZM161 204H162V203H161ZM241 204H242V203H241ZM7 205H6V206H7ZM19 205H20V204H19ZM22 205H23V203H22ZM125 205H126V204H125ZM130 205H131V204H130ZM149 205H150V204H149ZM159 205H160V204H159ZM262 205H264V204H262ZM262 205H261V206H262ZM0 206H1V205H0ZM26 206H27V205H26ZM72 206H73V205H72ZM76 206H77V205H76ZM81 206H82V205H81ZM121 206H122V205H121ZM135 206H136V205H135ZM152 206H153V205H152ZM243 206L245 207V206H248V205H243ZM249 206H250V205H249ZM4 207H5V206H4ZM9 207H12V205H9ZM9 207H8V208L5 207L7 210H6L5 208H3V207H2V208L5 209L6 211H8ZM82 207H83V206H82ZM117 207H118V206H117ZM128 207H129V206H128ZM221 207H222V206H221ZM221 207H220V208H221ZM244 207H242L243 210H242L240 207H239V208L241 209L240 211H244V213H245V212H247V211H245L246 209L244 210ZM258 207H260V206H258ZM262 207H263V206H262ZM16 208H17V207H16ZM25 208H26V207H25ZM27 208H28V207H27ZM118 208H119V207H118ZM124 208H125V207H124ZM138 208H139V207H138ZM138 208H137V209H138ZM152 208H153V207H152ZM155 208H156V207H155ZM158 208H159V207H158ZM158 208H157V210H158ZM187 208H188V207H187ZM239 208H238V209H239ZM260 208H261V207H260ZM12 209H13V207L10 209V211H11ZM19 209H20V208H19ZM68 209H69V207H68ZM75 209H76V208H75ZM218 209H219V208H218ZM27 210H28V209H27ZM125 210H127V209H125ZM216 210H217V209H216ZM223 210H224V209H223ZM227 210H228V209H227ZM231 210H233V209L231 208ZM247 210H249L248 212L250 213L251 208L248 209V207H247ZM255 210H256V209H255ZM259 210H260V209H259ZM259 210H258V211H259ZM6 211H5V213H6ZM10 211H8V212H10ZM13 211H14V210H13ZM22 211H23V210H22ZM121 211H123V210H121ZM132 211H133V209H132ZM135 211H136V210H135ZM221 211H222V210L220 209V212H221ZM224 211H225V210H224ZM240 211H239V212H240ZM261 211H262V210H261ZM15 212H16V211H15ZM18 212H20V211H18ZM82 212H83V211H82ZM118 212H119V211H118ZM125 212H126V211H125ZM125 212H123V213H125ZM133 212H134V211H133ZM188 212H189V211H188ZM226 212H227V211H226ZM233 212H234V211H233ZM248 212H247V213H248ZM254 212H255V211H254ZM5 213H4V214H5ZM88 213H89V211H88ZM135 213H136V212H135ZM135 213H134V214H135ZM170 213H169V215H170ZM222 213H223V212H222ZM222 213H220L219 215H221ZM251 213H252V212H251ZM2 214H3V213H2ZM8 214H9V213H8ZM74 214H75V213H74ZM74 214H73V215H74ZM76 214H77V213H76ZM225 214H226V213H225ZM231 214H232V213H231ZM233 214H234V213H233ZM242 214H243V213H242ZM245 214H246V213H245ZM245 214H244V215H245ZM253 214H254V213H253ZM257 214H259V212H258ZM13 215H14V214H13ZM123 215H124V214H123ZM131 215H132V214H131ZM131 215H130V216H131ZM167 215H168V214H167ZM215 215H216V214H215ZM244 215H243V216H244ZM247 215H248V214H247ZM251 215H252V214H251ZM254 215H255V214H254ZM0 216H1V215H0ZM18 216H19V215H18ZM87 216H88V215H87ZM162 216H163V215H162ZM165 216H166V215H165ZM206 216H207V215H206ZM216 216H217V215H216ZM255 216H257V215H255ZM13 217H14V216H13ZM84 217H85V214H84ZM125 217H127V216H125ZM134 217H135V216H134ZM151 217H153V216H151ZM167 217H169V216H167ZM188 217H189V215H188ZM219 217H220V216H219ZM236 217H237V216H236ZM247 217H248V216H247ZM2 218H5V217L2 216ZM2 218H1V219H2ZM17 218H18V217H17ZM43 218H44V217H43ZM74 218H76V217H74ZM78 218H79V217H78ZM159 218H161V216H160ZM216 218H217V217H216ZM223 218H224V217H223ZM226 218H227V217H226ZM234 218H235V217H234ZM245 218H246V217H245ZM249 218H250V214H249L248 219H249ZM253 218H255V217H252V219H253ZM263 218H264V217H263ZM13 219H15V218H13ZM60 219H61V218H60ZM82 219L84 220V218H82ZM86 219H87V218H86ZM156 219H157V218H156ZM171 219H172L173 221H172ZM184 219H186V218H184ZM248 219H246V220H248ZM52 220H53V219H52ZM70 220H71V219H70ZM79 220L81 221V219H79ZM83 220H82L81 222L84 223ZM88 220H89V219H88ZM166 220H167V219H166ZM166 220H163V221L166 222ZM190 220H191V219H190ZM194 220H195V218H194ZM230 220H231V219H230ZM237 220H238V217H237ZM237 220H236V221H237ZM249 220H250V219H249ZM249 220H248V224L252 222L251 220H250L251 222H249ZM253 220H254V219H253ZM256 220H257V219H256ZM14 221H15V220H14ZM49 221H50V220H49ZM56 221H57V219H56ZM92 221H93V220H92ZM168 221H169V219H168ZM228 221H229V220H228ZM232 221H233V219H232ZM259 221H260V220H259ZM38 222H39V221H38ZM38 222H37V223H38ZM89 222H90V221H89ZM93 222H94V221H93ZM93 222H92V223H93ZM160 222H161V221H160ZM165 222H164V223H165ZM171 222H170V223H171ZM194 222H195V221H194ZM194 222H191V223H194ZM196 222H197V221H196ZM239 222H240V221H239ZM0 223H1V222H0ZM2 223H3V222H2ZM39 223H40V222H39ZM41 223H42V222H41ZM54 223H55V221H54ZM54 223H53V224H54ZM78 223H79V222H78ZM164 223H163V224H164ZM200 223H201V222H200ZM204 223H205V222H204ZM217 223H218V221H217ZM222 223H223V222H222ZM230 223H232V222H230ZM235 223H236V222H235ZM259 223H261V222H259ZM43 224H44V223H43ZM46 224L48 225V223H46ZM61 224H62V223H61ZM75 224H76V223H75ZM98 224H99V223H98ZM151 224H152V223H151ZM166 224H167V223H166ZM171 224H174V223H171ZM171 224H169V225H171ZM197 224H199V223H197ZM207 224H208V223H207ZM233 224H234V223H233ZM233 224H232V225H233ZM246 224H247V222H246ZM252 224H253V223H252ZM2 225H3V224H2ZM2 225H0V228H1ZM37 225H38V224H37ZM77 225H78V224H77ZM93 225H94V223H93ZM95 225H96V224H95ZM119 225H121V224H119ZM152 225H153V224H152ZM160 225H162V224H160ZM192 225H193V224H192ZM232 225H231V226H232ZM256 225H257V224H256ZM35 226H36V225H35ZM51 226H52V225H51ZM58 226H59V225H58ZM60 226H61V225H60ZM91 226H92V225H91ZM103 226H104V225H103ZM156 226H157V225H156ZM156 226H155V227H156ZM177 226H179L180 229H182V230H177ZM218 226H220V225H218ZM221 226H222V225H221ZM237 226H238V224H237ZM237 226H235V227H237ZM239 226H240V225H239ZM252 226H253V225H252ZM33 227H34V226H33ZM39 227H40V226H39ZM39 227H38V228H39ZM44 227H45V225H44ZM44 227H43V228H44ZM46 227L49 228L48 226H46ZM56 227H57V224H56ZM64 227H65V226H64ZM78 227H79V226H78ZM86 227H87V226H86ZM118 227H119V226H118ZM118 227H117V228H118ZM181 227H182V228H181ZM187 227H186V228H187ZM196 227H197V225H196ZM206 227H207V226H206ZM229 227H230V225H229ZM242 227H243V226H241V228H242ZM250 227H251V226H250ZM2 228H3V227H2ZM9 228H10V227H9ZM47 228H46V230H47ZM92 228H93V227H92ZM114 228H115V227H114ZM156 228H157V227H156ZM167 228H168V227H167ZM169 228H170V230H171V227H169ZM197 228H198V227H197ZM224 228H226V227H224ZM230 228H231V227H230ZM230 228H229V229H230ZM239 228H240V227H239ZM243 228H245V227H243ZM251 228H253V227H251ZM62 229H63V227H62ZM64 229H65V228H64ZM89 229H90V228H89ZM96 229H97V228H96ZM151 229H153V228H151ZM190 229H191V228H190ZM55 230H56V229H55ZM66 230H67V229H66ZM66 230H65V231H66ZM75 230H76V229H75ZM87 230H88V229H87ZM87 230H86V231H87ZM100 230H101V229H100ZM103 230H104V229H103ZM115 230H116V229H115ZM218 230H219V229H218ZM227 230H228V229H227ZM244 230H246V229H244ZM250 230H251V229H250ZM257 230H258V229H257ZM3 231H4V230H3ZM71 231H72V230H71ZM124 231H126V230H124ZM124 231H121V232H124ZM194 231H195V230H194ZM219 231H222V229L220 228ZM229 231H230V230H229ZM231 231H232V230H231ZM237 231H238V230H237ZM29 232H30V231H29ZM43 232H44V230H43ZM48 232H50V230H49ZM57 232H59V231H57ZM69 232H70V231H69ZM78 232H79V231H78ZM87 232H89V231H87ZM165 232H166V231H165ZM167 232H168V231H167ZM185 232H186V231H185ZM192 232H193V229H192ZM243 232L245 233V231H243ZM246 232H247V231H246ZM263 232H264V231H263ZM91 233H93V232H91ZM125 233H126V232H125ZM186 233H187V232H186ZM238 233H240V232H238ZM32 234H33V233H32ZM39 234H40V233H39ZM51 234H52V233H51ZM60 234H61V233H60ZM63 234H64V233H63ZM71 234H72V233H71ZM89 234H90V233H89ZM172 234H171V235H172ZM179 234H181V233H179ZM182 234H183V232H182ZM203 234H204V233H203ZM219 234H220V233H219ZM261 234H262V233H260V235H261ZM34 235H35V234H34ZM65 235H66V234H65ZM65 235H64L63 237H65ZM73 235H74V234H73ZM85 235H86V234H85ZM164 235H165V234H164ZM167 235H168V234H167ZM176 235H177V234H176ZM184 235H185V233H184ZM187 235H189V234H187ZM187 235H185V236H187ZM224 235H225V234H224ZM232 235H233V234H232ZM243 235H244V234H243ZM36 236H37V235H36ZM47 236H49V235H47ZM68 236H69V235H68ZM86 236H87V235H86ZM129 236H130V235H129ZM137 236H138V235H137ZM137 236H136V237H137ZM177 236H178V235H177ZM181 236H182V235H181ZM181 236H179V237H181ZM230 236H231V235H230ZM3 237H4V236H3ZM38 237H39V235H38ZM55 237H56V236H55ZM118 237H119V236H118ZM127 237H128V236H127ZM127 237H125V238H127ZM170 237H171V236H170ZM174 237H175V236H174ZM179 237H178V238H179ZM187 237H188V236H187ZM187 237H186V240H187ZM227 237H228V234H227ZM247 237H248V236H247ZM1 238H2V237H1ZM30 238H31V237H30ZM50 238H51V235H50ZM70 238H71V237H70ZM70 238H69V239H70ZM72 238H73V237H72ZM81 238H82V237H81ZM83 238H84V237H83ZM242 238H243V237H242ZM36 239H37V238H36ZM36 239H35V241H38V240H36ZM53 239H54V237H53ZM85 239H86V238H85ZM123 239H124V238H123ZM135 239H136V238H135ZM188 239H190V240H189V244H190L191 238L188 237ZM210 239H211V238H210ZM237 239H238V238H236V240H237ZM250 239H251V238H250ZM263 239H264V237H263ZM0 240H1V239H0ZM50 240H51V239H50ZM62 240H63V239H62ZM76 240H78V239H76ZM131 240H132V239H131ZM137 240H138V239H137ZM217 240H218V239H217ZM236 240H235V241H236ZM251 240H252V239H251ZM48 241H49V239H48ZM60 241H61V240H60ZM115 241H116V240H115ZM115 241H114V242H115ZM121 241H122V240H121ZM126 241H127V240H126ZM173 241H174V240H173ZM182 241H183V240H182ZM225 241H226V240H225ZM228 241H229V240H228ZM239 241H240V240H239ZM244 241H245V240H244ZM32 242H33V241H32ZM32 242H31V243H32ZM54 242H55V241H54ZM56 242H57V241H56ZM58 242H59V241H58ZM63 242H64V241H63ZM68 242H69V241H68ZM117 242H119V241H117ZM132 242H133V241H132ZM174 242H175V241H174ZM237 242H238V241H237ZM246 242H247V241H246ZM34 243H35V242H34ZM69 243H70V242H69ZM79 243H81V242H79ZM85 243H86V242H85ZM137 243H138V242H137ZM183 243H184V242H183ZM183 243H182V244H183ZM185 243H186V242H185ZM255 243H256V242H255ZM55 244H56V243H55ZM72 244H74V243H72ZM176 244H177V243H176ZM189 244H187V245H189ZM207 244H208V243H207ZM228 244H231V243H228ZM232 244H233V243H232ZM238 244H239V243H238ZM246 244H247V243H246ZM23 245H24V243H23ZM26 245H27V244H26ZM187 245H185V246H187ZM220 245H221V244H220ZM220 245H219V246H220ZM225 245H226V244H225ZM241 245H242V243H241ZM35 246H36V244H35ZM35 246H34V247H35ZM72 246H73V245H72ZM78 246H79V245H78ZM83 246H84V245H83ZM172 246H173V245H172ZM182 246H183V245H182ZM233 246H234V245H233ZM245 246H246V245H245ZM257 246H258V245H257ZM260 246H261V245H260ZM75 247H76V246H75ZM178 247H179V246H178ZM189 247H190V245H189ZM189 247H188V248H189ZM192 247H193V246H192ZM220 247H221V246H220ZM242 247H243V245H242L240 248H242ZM249 247H251V246L249 245ZM228 248H229V247H228ZM259 248H260V247H259ZM25 249H26V248H25ZM179 249H180V248H179ZM226 249H227V248H226ZM226 249H225V250H226ZM244 249H245V248H244ZM21 250H22V249H21ZM37 250H38V249H37ZM221 250H222V249H221ZM235 250H236V249H235ZM241 250H242V249H241ZM241 250H240V251H241ZM253 250H255V249H253ZM257 250H258V249H257ZM259 250H260V249H259ZM261 250H262V249H261ZM17 251H18V250H17ZM42 251H43V250H42ZM127 251H128V250H127ZM134 251H135V250H134ZM141 251H142V250H141ZM242 251H243V250H242ZM251 251H252V250H251ZM21 252H22V251H21ZM47 252H48V251H47ZM235 252H236V251H235ZM244 252H245V251H244ZM258 252H260V251H258ZM18 253H19V251H18ZM26 253H28V252H26ZM34 253H35V252H34ZM41 253H42V252H41ZM136 253H137V250H136ZM136 253H135V254H136ZM252 253H253V252H252ZM28 254H29V253H28ZM35 254L37 255V253H35ZM35 254H34V255H35ZM234 254H235V253H234ZM256 254H258V253H256ZM19 255H20V253H19ZM44 255H45V254H44ZM44 255H43V256H44ZM210 255H213V254H210ZM246 255H247V254H246ZM25 256H26V255H25ZM28 256H29V255H28ZM32 256H33V255H32ZM32 256H31V257H32ZM140 256H141V255H140ZM146 256H147V255H146ZM243 256H244V253H243ZM252 256H253V255H252ZM17 257H18V256H17ZM33 257H35V256H33ZM44 257H45V256H44ZM69 257H70V256H69ZM209 257H210V256H209ZM258 257H259V256H258ZM258 257H257V258H258ZM23 258H24V257H23ZM26 258H27V257H26ZM60 258H61V257H60ZM132 258H133V257H132ZM141 258H143V257H141ZM141 258H140V259H141ZM210 258H211V257H210ZM214 258H215V256H214ZM247 258H248V256H247ZM260 258H261V255H260ZM262 258H263V257H262ZM16 259H17V258H16ZM20 259H21V258H20ZM27 259H28V258H27ZM33 259H35V258H33ZM40 259H41V258H40ZM45 259H46V258H45ZM49 259H50V258H49ZM134 259H135V258H134ZM136 259H137V258H136ZM138 259H139V258H138ZM145 259H146V258H145ZM216 259H217V258H216ZM38 260H39V259H38ZM56 260H57V259H56ZM262 260L264 261V259H262ZM19 261H20V260H19ZM19 261H18V262H19ZM32 261H33V260H32ZM35 261H37V260H35ZM45 261H46V260H45ZM143 261H144V260H143ZM209 261H212V260L210 259ZM214 261H215V260H213V262H214ZM253 261H254V259H253ZM257 261H258V259H257ZM40 262H41V261H40ZM61 262H62V261H61ZM189 262H190V261H189ZM213 262H212V263H213ZM35 263H36V262H35ZM42 263H43V262H42ZM52 263H53V261H52ZM185 263H186V262H185ZM220 263H221V262H220ZM256 263H257V262H256ZM259 263H260V262H259ZM71 264H72V263H71ZM126 264H127V263H126ZM140 264H141V263H140ZM187 264H189V263H187ZM191 264H192V263H191ZM257 264H258V263H257Z\"/></svg>","mask_w":264,"mask_h":264}]
</instances>
